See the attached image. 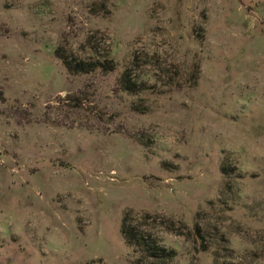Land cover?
Wrapping results in <instances>:
<instances>
[{
  "label": "rangeland",
  "instance_id": "374dc122",
  "mask_svg": "<svg viewBox=\"0 0 264 264\" xmlns=\"http://www.w3.org/2000/svg\"><path fill=\"white\" fill-rule=\"evenodd\" d=\"M143 215L264 264V0H0V264H130Z\"/></svg>",
  "mask_w": 264,
  "mask_h": 264
},
{
  "label": "trees",
  "instance_id": "16d2710c",
  "mask_svg": "<svg viewBox=\"0 0 264 264\" xmlns=\"http://www.w3.org/2000/svg\"><path fill=\"white\" fill-rule=\"evenodd\" d=\"M105 61V59L102 62L96 60L90 65L79 61L78 64L74 66L64 61L63 65L71 74L87 73L93 70L102 72L112 71L113 68L106 66V63H104ZM147 221H151L154 224L158 221V225L164 230L182 235L179 230H175L173 222L163 218L143 215L132 220L124 217L120 226V234L125 245L136 255V258L130 262V264H172L175 253L160 245V241L155 234L150 233L146 229L148 226ZM197 236L200 237L199 230H197Z\"/></svg>",
  "mask_w": 264,
  "mask_h": 264
}]
</instances>
